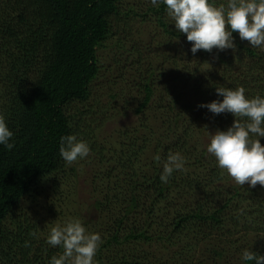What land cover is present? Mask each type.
<instances>
[{
    "label": "trees",
    "instance_id": "obj_1",
    "mask_svg": "<svg viewBox=\"0 0 264 264\" xmlns=\"http://www.w3.org/2000/svg\"><path fill=\"white\" fill-rule=\"evenodd\" d=\"M210 2L227 4V0ZM133 3L0 0V107L14 133L9 142L15 145L9 151L0 144V264H48L62 252L46 242L56 224L48 219L55 214L53 204L38 212L22 202L38 191L41 181L64 169L60 138L69 134L86 140L91 148L89 156L70 170L74 178L84 173L92 180L95 200L80 219L89 232L100 233L104 240L95 257L99 264H227L234 245L264 255V186H227L226 182L215 190L207 186L226 180L207 147L215 131L227 130L235 117L198 107L223 100L216 87L243 86L247 97H264V49L251 47L233 32L235 50L193 54L186 34L166 19L165 5L153 6L147 0ZM130 13L140 24L153 17L147 28L150 33L159 30L161 42L155 46L163 41L166 50L173 52L162 53L165 66L158 68L153 54L146 65L141 64L148 44H132L137 38L114 32L116 26L124 29L131 24ZM101 49L110 52L106 68ZM156 49L153 53H158ZM126 62H130L128 80L122 64ZM109 68L114 69V77L104 82L112 87L102 100L97 83ZM173 84L181 91L173 90ZM125 90L133 91L125 94L134 110L110 129L117 136L111 148L97 142L94 134L110 119L103 116L113 108L111 101ZM260 139L264 144V137ZM147 150L152 155L147 156ZM170 151L186 158L188 170L174 172L162 183L163 162ZM157 154L160 161L155 160ZM194 164L198 173L204 171L203 182ZM192 185L208 188L205 197L181 204L182 189ZM33 231L35 237L30 235ZM192 233L202 241V259L192 260L195 254L187 256L188 245L181 246V240ZM147 242L151 248L142 247ZM170 250L175 253L161 255ZM237 260L255 264L244 261L242 253Z\"/></svg>",
    "mask_w": 264,
    "mask_h": 264
},
{
    "label": "clouds",
    "instance_id": "obj_2",
    "mask_svg": "<svg viewBox=\"0 0 264 264\" xmlns=\"http://www.w3.org/2000/svg\"><path fill=\"white\" fill-rule=\"evenodd\" d=\"M161 3L178 32L186 34L193 54L199 50H235L233 32H238L240 39L248 41L251 47L264 49V0H227V4L219 5L210 0H151L153 6ZM216 92L223 96L222 101L217 99L198 107L215 115L231 113L235 120L227 130L215 131L207 152L216 158L221 175L226 171L240 186H264V144L260 139L264 137V97H247L243 86L216 87ZM13 135L0 107V144L9 151L15 146L9 142ZM90 151L89 143L76 134L60 138L59 152L66 165L87 158ZM160 159L157 154L155 160ZM186 162L179 151H170L163 162L161 182L167 183L174 172L187 171ZM30 235L37 234L33 231ZM46 242L62 249L48 264H99L95 257L104 240L100 233L89 232L80 218L73 217L52 226ZM242 259L264 264V255L248 249L243 250Z\"/></svg>",
    "mask_w": 264,
    "mask_h": 264
},
{
    "label": "rangeland",
    "instance_id": "obj_3",
    "mask_svg": "<svg viewBox=\"0 0 264 264\" xmlns=\"http://www.w3.org/2000/svg\"><path fill=\"white\" fill-rule=\"evenodd\" d=\"M133 2H134L133 4H137L138 0H133ZM147 2H151V0H147ZM123 5L124 6L122 7V9L126 10L127 8H125V4H123ZM129 6H132V5H129ZM133 7H134V9L136 8L134 5H133ZM130 14L131 15L129 17H127V20H128L127 22L130 21L131 24H129V26L127 28H124V29H122L124 25L116 26L114 28V32H117V34H119L120 36L126 35V36H128V38L130 40H134L135 38H137V41L132 42V44H135V43L140 44V43H142V41H145V44H148V45H146V50H144V53H142L143 55H141V59H142L141 64L145 63V65H146L145 61L147 60L148 57H153L151 55V54H153L155 56L157 55V59H156L157 65L156 66L158 68H160L161 66H165L167 60H163L162 53L164 52V53H166L167 56H169L171 54L173 55V52H171V51L169 52V50H166L165 46H167V45L163 41H162V44H160L159 46H155L156 42H158V41L161 42L159 30H158V33H150L151 30L149 28H147V26L152 24L153 17L148 18L146 20V23L140 24L138 18L133 17L132 13H130ZM169 18L170 17L166 16V19H169ZM155 47L158 48V53H153V52L157 51V49ZM143 49H144V46L142 47V50ZM99 52L102 55L100 60H102L101 62L103 65H105V68H106L107 63L109 62L108 56L110 55V52L107 51L106 49H101ZM2 56L5 57V55H2ZM120 60H123V59L120 58ZM171 60L172 59L169 58V61H171ZM122 64L127 65V66L126 65L124 66L126 68L125 69L126 74H124V76H125V79H127V77H128L127 70L130 67V62L129 63L126 62V63H122ZM101 74H102V79H100L98 81L97 88L101 94L102 100H105V99H107V96H105L106 90L109 87H112V83H110V86H109L104 81L107 79L111 80L114 77V69L113 70H111V68H109L108 70L105 69V71H103ZM115 74H116V72H115ZM123 81L120 80L121 85H123V83H124ZM127 85H128V83H127ZM116 86H119V85H116ZM126 87L127 86H125V88ZM175 88H177V86L175 84H173L172 89L174 90ZM177 90L181 91L179 88H177ZM129 92L131 93L133 91L132 90H125L124 93L122 92L123 95H121L120 98H118L117 100L111 101V106L113 108L112 109L109 108L107 110V113L105 114V116H103V119H105L106 117L107 118L109 117L110 119L107 120V122L104 121V125L98 131H96L94 134V137L96 138L97 142H100V143L104 144L105 146L106 145L110 146L111 148L113 147L111 142H112V140L117 138V136L115 135V133H113V130H110V129L115 128L120 123H123L125 119L127 120L128 115L131 114L132 111L134 110V106H132V101H131L130 96L126 95V94H129ZM181 94H185V93L181 92ZM186 95L187 94L184 95V98L187 100L188 95L187 96ZM0 98H1V84H0ZM205 140L207 141V138ZM155 146H156V144L154 143L153 145H151L150 149L155 148ZM147 151H148L146 153L147 156L152 155V153H153L152 150H147ZM70 167H71V165H65L63 170H60L54 174H51L50 176L45 178L43 181H41L39 183L38 191L35 193H31V195L27 196L23 200L22 205L25 208L34 209V210H37L38 212H46L47 211L46 210V207H47L46 204L52 203L53 204L52 209L55 210L54 211L55 214H51V216H48V219L53 218L55 223H57L58 220H60V219H63L65 222L69 218H73V217L80 218L81 214L84 215L85 212H90V208H92L94 200H95L94 196L91 197L90 185H91L92 180L90 179V175L81 173V174H79V176L77 178H74V175L70 170ZM193 167H194V170L198 173L197 165L194 164ZM191 169H192V167H190V170ZM203 172L204 171L202 170L201 172L198 173L199 182H203L201 180L202 177L204 176ZM225 178H226V180L224 179L221 182L215 183L213 185H207V186L210 187V189L215 190L217 188V186L220 187V184L224 185V182H226L225 185H227V186L238 185L227 174L226 171H225ZM86 185L89 186V189ZM245 185H248V184H245ZM203 186L204 185H202L201 187H197L196 185H192V187H184V189L186 191L184 189H182V192H185V193L182 195L183 201L181 204H189L191 202H194L195 200H198V198L203 199L205 197V194L207 193V189H208L207 187H206L207 189H205ZM94 187H95V184L92 186V189ZM76 189L78 190V192H76ZM223 191L224 190L221 189L220 195L218 196V197H220V200H222V198L225 197V194ZM98 196H99V194H98ZM55 217L57 218V220L55 219ZM240 232L244 233L243 230ZM197 235H198L197 233L195 235H193V233H192V234L188 235L187 237H185L183 240H181V246L188 245V250L186 252L187 256H193L195 254L193 257H190V258H192V260L203 258L201 256V254L199 253L200 248L202 247V241L201 240L199 241V238ZM236 236H238V233H236ZM262 237H264V236H262ZM256 239L258 240V242L261 243V246H262L263 242L261 241V237L259 236ZM147 246L149 248H151L150 247L151 245L149 242L142 245V247H147ZM137 247H138L137 249L140 250V247L139 246H137ZM178 251H182V249H179ZM178 251H176V252H178ZM195 252H197V253H195ZM242 252H243V250L240 248V246L234 245L231 248V253H232L233 258L227 257V264H243L242 261L237 260V258H239L240 254ZM171 253L174 254L175 252L173 250H170L169 252L162 253L161 255L168 256ZM228 255L230 256L231 254H228ZM178 258H181V257L176 256V259H178ZM234 259H235V263H234Z\"/></svg>",
    "mask_w": 264,
    "mask_h": 264
}]
</instances>
